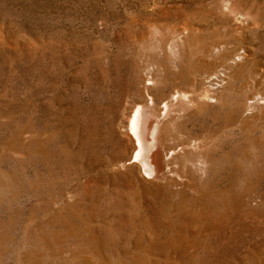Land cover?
<instances>
[{
    "label": "rangeland",
    "instance_id": "obj_1",
    "mask_svg": "<svg viewBox=\"0 0 264 264\" xmlns=\"http://www.w3.org/2000/svg\"><path fill=\"white\" fill-rule=\"evenodd\" d=\"M167 101L194 184L131 160ZM0 233V264H264V0H0Z\"/></svg>",
    "mask_w": 264,
    "mask_h": 264
},
{
    "label": "bare ground",
    "instance_id": "obj_2",
    "mask_svg": "<svg viewBox=\"0 0 264 264\" xmlns=\"http://www.w3.org/2000/svg\"><path fill=\"white\" fill-rule=\"evenodd\" d=\"M217 76L220 75L218 74ZM244 95V89H240V92H238L237 95H233V97L235 96L236 98L231 99V103L229 104V106L231 105L230 109L225 112V114L223 115V119L221 118L222 120L220 121L219 127H225L233 123L235 116H237L240 112L241 102L243 101ZM177 96L178 94L172 95V99H176ZM150 100V103H153L152 98H150ZM167 104L168 101L164 104L165 109L158 114L155 112V110L149 108V105L145 103H135L128 121V127L135 138L136 145L133 155L131 156V160L137 161L139 163V172H143V174L147 176H154L158 179L167 178L169 181L172 180L175 183L174 175L177 174L180 176L179 178L186 177L189 180H192V182H196V177H198L196 175L202 173L207 167L208 163L211 168V159L209 157V153L195 152L197 151L200 140L197 139V137H185L183 134L177 131L175 133L176 140L174 139L175 137H173L170 133V125L168 127L164 123ZM225 104L227 105L228 102L221 101L219 106L224 107ZM239 120L241 121L240 130L243 131L246 129L247 120L244 118ZM245 142L246 139L242 141V145H244ZM179 146L180 150L183 149L182 153L180 152L181 154H179L177 150ZM242 157H246L245 149L242 150L240 159L238 158V160L231 161L230 166L232 170L234 168H238V173L240 174L241 179L244 180L246 165L244 164V160ZM175 162L178 163V166L176 165L177 167L173 166ZM232 170L229 172L230 175L232 174ZM171 174L173 175L170 176ZM242 200V198H237L235 201L241 202ZM242 217L243 214H240L241 221ZM215 231L216 230H213L212 233H214ZM230 239L231 237H229L228 241H230ZM5 242V236L0 233V256H3L6 252ZM1 264H3V262H1ZM25 264L39 263L27 257L25 258Z\"/></svg>",
    "mask_w": 264,
    "mask_h": 264
},
{
    "label": "built area",
    "instance_id": "obj_3",
    "mask_svg": "<svg viewBox=\"0 0 264 264\" xmlns=\"http://www.w3.org/2000/svg\"><path fill=\"white\" fill-rule=\"evenodd\" d=\"M216 78V77H215Z\"/></svg>",
    "mask_w": 264,
    "mask_h": 264
}]
</instances>
